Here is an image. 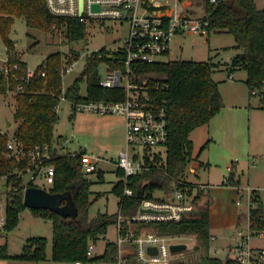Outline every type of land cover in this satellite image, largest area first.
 <instances>
[{"label": "trees", "instance_id": "1", "mask_svg": "<svg viewBox=\"0 0 264 264\" xmlns=\"http://www.w3.org/2000/svg\"><path fill=\"white\" fill-rule=\"evenodd\" d=\"M206 3L210 32H227L234 35L237 48L242 50V53L233 59L232 68L247 72L246 83L252 92L259 93L261 109L264 110V9L258 8L256 0H219L215 8L209 4V0H206ZM16 17H23L28 27L46 32L53 26L66 27L67 37L72 42L85 39L86 27L78 18L53 15L48 8L47 0H0V36L7 46L11 63L17 62L20 66L18 71H12L9 80L0 77V95L16 91L19 85H23L24 91L16 95L15 119L19 125L15 135L26 145L39 143L54 147V127L59 119L56 108L60 104L59 97L62 95L63 87L60 72L63 55L60 52L53 53L37 68V71L47 72L46 78L23 81L22 78L27 76L28 65L13 53L14 43L10 39ZM98 54H102V57ZM110 55L109 51L102 48L87 58L83 71L66 91L69 102L124 99L125 93L122 89L105 88L100 84L101 64L109 63L113 68L119 67L116 60L109 57ZM215 67L212 61L192 60H170L144 66L143 71L165 77L169 85L168 89L158 92L159 98L168 108L169 139L166 158L157 156L151 164L152 171L129 179V185L135 191L133 196L124 194L125 185L122 180L124 173L118 169L122 179L116 183L113 192L120 198L119 209L125 218L136 215L142 201L153 199L156 190L164 188L170 192L173 181H181L186 176L194 161L191 133L198 127L209 124L225 106L218 84L212 77ZM85 82L87 97H82V85ZM8 140V134L0 132V178H5L8 187H11L7 191L3 226L7 233L18 227L21 214L27 209L24 204V179L16 174L17 170L26 168V163L5 157ZM80 161V154L56 156L52 161L56 168L55 183L50 189L52 193L71 191L78 207V217L65 218L44 209L32 211L53 223L54 262H111L115 254L112 243L107 244L105 253L100 257L90 260L87 254L89 246L92 243L97 244L105 237L108 228L117 223L118 212L116 214L100 212L95 218H90V209L94 204V201L90 200L92 183L85 178ZM156 177L162 179L160 183L155 181ZM28 186L33 187V184ZM139 191H142L141 196ZM203 198L206 197L199 195L197 200L202 201ZM251 200L254 206L249 210V226L253 234H258L264 232V200L258 190H252ZM210 204L209 200L205 207L196 208L197 212L187 214L180 223L160 225L159 231L165 235H196L201 246L209 249ZM46 249V238L34 237L27 240L22 254L17 256L9 255L7 244L1 246L0 259L39 263L47 260ZM196 250H200V246H196ZM199 264L240 263L234 257L222 260L206 256Z\"/></svg>", "mask_w": 264, "mask_h": 264}, {"label": "rangeland", "instance_id": "2", "mask_svg": "<svg viewBox=\"0 0 264 264\" xmlns=\"http://www.w3.org/2000/svg\"><path fill=\"white\" fill-rule=\"evenodd\" d=\"M189 1L194 10L200 11L198 16H204V0ZM256 3L259 9H264V0H256ZM128 30L127 23H89L85 39L72 42L63 28L46 32L30 28L23 17H16L10 39L14 43L13 53L22 58L30 69L39 68L53 53L60 52L64 57L69 53L82 56L79 67L64 77V90H67L83 71L87 57L102 48L111 54L122 45ZM240 53L242 50L237 48L234 35L211 32L208 37L177 35L171 43V54L159 58L162 61H212L216 65L212 77L218 84L225 103L221 112L209 124L198 127L191 133L193 153L202 165L193 172L191 163L183 178L184 182L191 185H209V194L202 187L203 191L199 194L208 200L203 204L200 200H195L194 205L196 208L205 207L209 198L215 200V204L211 205L212 217L215 219L213 225L210 224L209 231L210 235L215 234L218 239L211 240L209 251L201 246L196 235H184L183 243L188 245V249L174 253L172 264H199L209 255L227 259V245L236 241L234 229L240 226L243 232H248L249 220L243 219L239 223L238 216L244 214L248 217L251 190H260L264 198V110L257 108L262 102L259 93L252 94L248 87L247 72L232 68L233 59ZM9 56L7 46L0 36V59ZM99 73L102 78L106 77L104 66L100 67ZM86 91L85 82L82 93L86 94ZM16 95L14 91L0 95V132L3 134L13 135L19 125L15 119ZM57 114L59 119L54 127V147L58 153L86 152L100 158L98 171L85 174V178L92 183L90 200L94 204L90 209V218H95L100 212L116 214L120 198L113 189L122 179L118 174L117 162L121 152L127 148L124 119L116 114L77 112L68 101H61ZM143 151L138 148L135 153L142 154ZM160 156L158 157L162 159L166 157L164 153ZM158 179L156 177V181ZM226 179H231L227 185L224 184ZM36 185L49 191L52 188L40 181ZM239 185L243 186L241 192L244 195L240 205L237 204L239 193L235 188ZM10 189L6 179L0 178V222L6 217L7 191ZM157 191L154 196L160 195ZM0 230V248L7 244L11 256L22 254L23 247L30 238L44 237L47 240L46 261L36 263L0 259V264H72L52 260L53 223L34 214L31 209L27 208L22 212L20 224L12 232H5L4 227ZM116 238V225H112L105 237L95 244V256H102L107 244L114 243ZM196 246H200V250H196ZM249 247L264 250V236L252 235Z\"/></svg>", "mask_w": 264, "mask_h": 264}, {"label": "built area", "instance_id": "3", "mask_svg": "<svg viewBox=\"0 0 264 264\" xmlns=\"http://www.w3.org/2000/svg\"><path fill=\"white\" fill-rule=\"evenodd\" d=\"M82 4L81 10V0H47L48 8L53 15L78 18L85 27L89 23L103 24L106 21L129 25L128 35L122 45L109 56L116 60L119 67L113 68L109 63L99 66V70L104 66L107 71L106 77H101V86L110 89L120 88L125 93V97L121 101L87 100L72 103L67 100V90H64L63 86L62 95L59 97L60 103L68 101L77 112L116 114L124 118L127 148L121 152L117 168L124 173V194L133 196L135 191L129 185V179L152 171L151 164L155 161V157L162 153L166 156L169 139L168 108L158 96V92L168 89L169 85L165 77L143 71L144 66L165 62L159 58L170 55L171 43L177 35L193 34L208 37L211 32L207 3L204 0V16L193 14L195 10L189 0H82ZM209 4L215 8L219 0H209ZM95 6L99 9L96 10ZM52 29L59 28L53 26ZM63 29L67 33L66 27ZM98 55L102 57V54ZM81 60L82 56L78 54L69 53L66 57L62 56L60 72L63 80L79 67ZM19 69V63H11L9 57L0 59V77L9 80L12 71ZM46 77V71L28 69L27 76L22 80L30 81ZM23 91V85H19L14 92L18 94ZM252 94H256V91ZM81 95L87 97V92ZM8 136L5 157L26 163L24 170L16 171V174L25 180L24 192L29 184L39 187L36 185L38 181L52 187L56 177V168L52 161L59 155L56 148L39 143L26 145L15 133ZM138 148L144 150L142 154L135 153ZM80 160L84 174L98 171L99 157L85 152L80 153ZM228 183L229 179H226L224 184ZM201 187L208 193L207 185L195 186L183 180H174L166 198L154 197L143 200L138 213L133 217L125 218L119 209L115 224L117 238L112 243L115 254L111 262L103 263L172 264L171 258L174 254L172 246L182 244L184 235L162 234L159 226L182 222L184 217L190 214V210L196 209L194 202L203 191ZM251 192L250 207L254 206ZM243 196L239 193L238 205L241 204ZM0 223L4 225L5 220ZM252 235L254 234L250 226L247 233L243 231L237 233L233 257L240 264H264V250L249 247V239ZM257 235L264 236V232ZM150 248H155L157 253H151ZM94 250L95 244L92 243L87 254L90 260L96 257ZM72 264L93 263L76 261Z\"/></svg>", "mask_w": 264, "mask_h": 264}, {"label": "water", "instance_id": "4", "mask_svg": "<svg viewBox=\"0 0 264 264\" xmlns=\"http://www.w3.org/2000/svg\"><path fill=\"white\" fill-rule=\"evenodd\" d=\"M96 10L99 9L98 6L94 7ZM83 9V4L81 0V10ZM11 125V123H9ZM194 171V169H193ZM139 191V196H141ZM24 204L28 209H44L55 212L65 218H77L79 211L74 200L71 191L64 193H52L49 190L40 187H28L24 192ZM198 210H190L189 213H195ZM80 222V221H79ZM188 249V245L185 243L177 244L172 246L173 253L184 252ZM151 253H157L155 248L149 249Z\"/></svg>", "mask_w": 264, "mask_h": 264}, {"label": "crops", "instance_id": "5", "mask_svg": "<svg viewBox=\"0 0 264 264\" xmlns=\"http://www.w3.org/2000/svg\"><path fill=\"white\" fill-rule=\"evenodd\" d=\"M198 12H200L199 10H195L194 12H193V14L195 15V16H198ZM17 52V51H16ZM171 54V53H170ZM241 54V53H240ZM21 60H22V58H21ZM23 61V60H22ZM28 65V64H27ZM28 69H30L29 68V66H28ZM31 70V69H30ZM33 70V69H32ZM230 77H232V75H230ZM63 86H64V80H63ZM87 92V91H86ZM83 94V93H82ZM254 95H256V94H254ZM258 109H261V105L260 106H258L257 107ZM262 110V109H261ZM124 119V118H123ZM125 121V120H124ZM190 139L193 141V139H192V137H191V135H190ZM194 143V142H193ZM193 158H194V161L192 162V165H191V170L193 171V169H194V171L193 172H196L197 170H198V168H200L201 167V161L196 157V155H195V153H193ZM161 178H159L157 181H156V179H155V181L156 182H158V183H160L161 182ZM208 187H209V185H208ZM241 187H243V186H241V185H239V186H235V188L237 189V191H238V193H242L241 192ZM234 188V189H235ZM252 190H258V189H252ZM259 191V193H260V195H261V197H262V199L264 200V198H263V196H262V194H261V192H260V190H258ZM157 192H159L160 193V195L158 196H154L156 199H164V198H166L167 197V194H168V192H167V190H165L164 188L163 189H160V190H158ZM208 194H209V189H208ZM155 195V194H154ZM2 197L0 196V201L2 200L1 199ZM207 199L206 198H203V200L202 201H200V202H202V204L203 203H205V201H206ZM209 200H210V224L211 225H213V221H214V219H215V217L213 216L212 217V212H211V208H212V206H213V204H215V200H213V199H210L209 198ZM199 202V203H200ZM201 204V203H200ZM212 205V206H211ZM249 214V213H248ZM245 215L243 214V216H242V214L241 215H239L238 216V219H239V223L244 219H248L249 220V217H247L246 218V216L244 217ZM4 225H1V223H0V229H1V227H3ZM240 227V226H239ZM239 227H237L236 229H234L235 230V235H236V241L235 242H233L232 241V243H230V244H228L227 245V249H228V257H230V255L232 254V257L234 256V252H235V249H236V244H237V233H238V231H242V229H240ZM1 231V230H0ZM218 239V236H216L215 234H213V235H211V240H213V241H216ZM211 240H210V244H209V251H210V248H211ZM227 244V243H226ZM251 248H253V247H251ZM253 249H258V248H253ZM263 250V249H262ZM218 251V250H217ZM210 256V255H209ZM210 257H217V256H210ZM219 258V257H218ZM223 260H225V259H223Z\"/></svg>", "mask_w": 264, "mask_h": 264}]
</instances>
